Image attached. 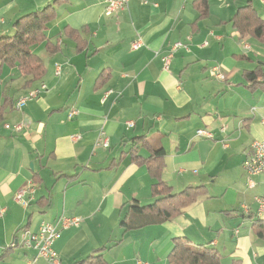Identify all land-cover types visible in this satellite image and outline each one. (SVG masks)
Listing matches in <instances>:
<instances>
[{
  "label": "crops",
  "instance_id": "1",
  "mask_svg": "<svg viewBox=\"0 0 264 264\" xmlns=\"http://www.w3.org/2000/svg\"><path fill=\"white\" fill-rule=\"evenodd\" d=\"M53 1L0 0V35H12L16 19ZM108 1L56 5L45 39L31 47L43 59L42 76L18 64L2 69L0 253L11 251L0 264H53L17 242L25 229L62 216L81 221L55 242L59 264L101 247L109 264H170L176 237L215 247L221 264H264V238L243 211H254L264 193V173L249 177L244 168L251 143L264 139V84L251 87L244 76L257 68L264 74V41L234 23L248 4L264 20V0H128L107 14ZM177 42L186 47L165 68ZM33 90L37 96L16 109ZM19 122L22 132L6 128ZM201 129L212 137L198 135ZM104 133L108 147L97 143ZM142 135L149 143L135 145ZM154 145L164 147L161 175L175 192L204 185L207 193L170 221L125 233L126 204L155 199L156 179L130 150L148 159ZM29 186L35 191L24 205L16 195Z\"/></svg>",
  "mask_w": 264,
  "mask_h": 264
},
{
  "label": "trees",
  "instance_id": "2",
  "mask_svg": "<svg viewBox=\"0 0 264 264\" xmlns=\"http://www.w3.org/2000/svg\"><path fill=\"white\" fill-rule=\"evenodd\" d=\"M61 0L23 15L15 20L12 35H0V76L4 65L14 66L18 64L19 69L26 75L34 78L42 76L45 72L43 59L33 53L32 46L45 39L47 25L56 14V5ZM236 27L242 34H252L264 41V20L259 16L252 4L239 8L234 17ZM76 33V31H73ZM50 46V45H48ZM262 73V74H260ZM251 87L264 84V74L259 68L244 73ZM135 145L138 142L149 143L146 135L137 136L132 139ZM132 160L136 163H146L150 174L156 179L152 186L154 201L150 204H142L138 200H132L126 205L127 212L122 216L120 226L127 233L131 230L172 220L183 212V209L196 201L200 196L207 193L204 185H189L179 192L162 179L164 167L165 150L162 145H154V152L148 159H143L133 146L130 150ZM256 233L264 238V220L255 219L253 223ZM120 243V240L116 242ZM101 247L93 250L88 256L79 259L74 264H109L104 250ZM11 249L0 253L3 259ZM222 254L218 249L210 245H196L186 237H176L173 240V248L169 253L170 264H221Z\"/></svg>",
  "mask_w": 264,
  "mask_h": 264
},
{
  "label": "built area",
  "instance_id": "3",
  "mask_svg": "<svg viewBox=\"0 0 264 264\" xmlns=\"http://www.w3.org/2000/svg\"><path fill=\"white\" fill-rule=\"evenodd\" d=\"M128 0H109L106 13L112 14L115 11L122 10L126 8ZM142 42L137 40L134 42L133 46L135 49L142 47ZM181 47H186L182 42H177L173 45L172 50L169 54L164 57L165 68L169 67L174 52ZM214 72L219 78H225V75L222 74L218 67H214ZM38 90H33L29 94L21 97L15 104L16 109H22L25 104L36 97ZM128 126L131 127L134 125V122L129 120L127 122ZM6 128L13 132H22L26 128V124L23 122L6 124ZM198 135L209 136L212 135L206 130H198ZM98 144L108 147L110 145L109 137L104 133L101 134L97 140ZM244 168L248 173L249 177L255 176L257 174L264 173V139L254 140L249 149V153L244 161ZM249 186L253 187L254 182L250 179ZM35 189L33 186L25 187L20 189L17 192L16 198L21 201L24 205H27L26 200L24 199L25 195L31 192H34ZM256 209L251 212V208L248 205H244L243 211L247 214H252L255 219L264 220V193L257 195L255 197ZM80 217L78 216H62L57 222H43L38 230L32 231L30 229H25L23 231V236L20 242H17L19 245H23L29 248H35L37 250V256L48 259L53 264L60 263L59 253L54 248L55 242L62 236V231L71 226L80 225ZM17 244H13L16 246Z\"/></svg>",
  "mask_w": 264,
  "mask_h": 264
}]
</instances>
